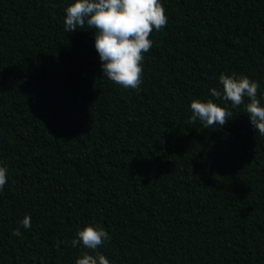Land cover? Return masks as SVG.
<instances>
[{"label":"trees","instance_id":"obj_1","mask_svg":"<svg viewBox=\"0 0 264 264\" xmlns=\"http://www.w3.org/2000/svg\"><path fill=\"white\" fill-rule=\"evenodd\" d=\"M74 2L0 0V264H75L87 226L111 264H264V136L210 91L245 75L264 106V0H161L138 89L65 32ZM194 99L233 116L203 128Z\"/></svg>","mask_w":264,"mask_h":264},{"label":"clouds","instance_id":"obj_2","mask_svg":"<svg viewBox=\"0 0 264 264\" xmlns=\"http://www.w3.org/2000/svg\"><path fill=\"white\" fill-rule=\"evenodd\" d=\"M168 17L161 0H75L65 8V32L79 29H94V48L101 62V71L105 78L124 88L138 89L143 82L144 54L153 46L150 36L166 27ZM87 26V27H86ZM219 83L222 92L211 89V95L231 102L233 108L244 104V98L250 101L245 105L248 119L261 136H264V106L257 93L260 85L245 75L221 73ZM190 122L199 119L203 128L223 126L233 113L208 99L202 102L192 100ZM8 169L0 166V191L8 180ZM24 229L31 227V217L25 215L20 222ZM13 236L20 237L19 228L13 230ZM110 237L102 226H87L78 230L71 241L73 247L81 245L92 252H82L75 264H111L102 255L100 248Z\"/></svg>","mask_w":264,"mask_h":264}]
</instances>
